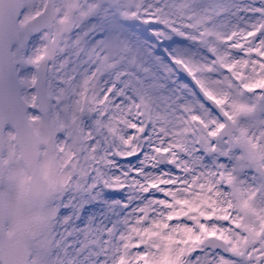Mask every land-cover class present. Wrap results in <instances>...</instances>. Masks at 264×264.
<instances>
[{
  "label": "snow or ice",
  "instance_id": "6c2138e0",
  "mask_svg": "<svg viewBox=\"0 0 264 264\" xmlns=\"http://www.w3.org/2000/svg\"><path fill=\"white\" fill-rule=\"evenodd\" d=\"M0 264H264V0H0Z\"/></svg>",
  "mask_w": 264,
  "mask_h": 264
}]
</instances>
